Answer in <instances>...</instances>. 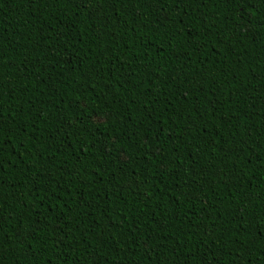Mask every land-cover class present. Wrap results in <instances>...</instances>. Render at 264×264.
<instances>
[{"label":"trees","instance_id":"1","mask_svg":"<svg viewBox=\"0 0 264 264\" xmlns=\"http://www.w3.org/2000/svg\"><path fill=\"white\" fill-rule=\"evenodd\" d=\"M0 264H264V0H0Z\"/></svg>","mask_w":264,"mask_h":264}]
</instances>
